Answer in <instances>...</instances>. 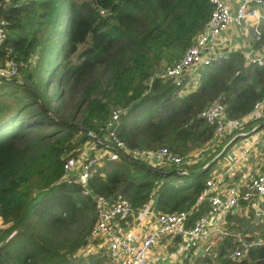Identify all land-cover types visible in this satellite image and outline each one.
<instances>
[{"label":"trees","instance_id":"1","mask_svg":"<svg viewBox=\"0 0 264 264\" xmlns=\"http://www.w3.org/2000/svg\"><path fill=\"white\" fill-rule=\"evenodd\" d=\"M212 7L210 0H0V66L16 63L11 78L0 77V264H107L103 250L80 253L95 243L93 201L61 175L64 158L94 142L88 131L102 135L98 127L116 104L123 110L115 134L126 146L198 150L203 158L183 173L131 156L104 158L88 177L91 192L126 198L134 210L153 199L154 212L187 211L186 222L205 212L196 197L241 135L222 150V137L210 146L213 126L199 113L220 101L227 117L240 118L260 101V114L244 124L263 125L264 67L232 51L202 66L188 90L153 73L179 58ZM161 169L169 172L154 171ZM231 248L227 237L188 264H264V243L237 258Z\"/></svg>","mask_w":264,"mask_h":264},{"label":"built area","instance_id":"2","mask_svg":"<svg viewBox=\"0 0 264 264\" xmlns=\"http://www.w3.org/2000/svg\"><path fill=\"white\" fill-rule=\"evenodd\" d=\"M213 7L201 31L191 40L182 51L179 58L167 65L163 71H155L154 76L169 81L174 86L188 90L193 89L189 84L196 81V70L199 66H207L213 62L228 58V51L218 44V38L228 26L239 24L242 20L253 19L255 32L259 22L264 23V0H237L234 11L228 0H210ZM249 62L264 67V46L254 52ZM248 62V63H249ZM16 72V63L8 60L5 66H0V77L11 78ZM152 77L147 79L151 81ZM189 85V86H188ZM187 87V88H185ZM260 101L253 104L254 110L260 109ZM123 108L113 105L108 118L98 129L102 135L88 131L100 145L90 155L67 156L62 162L61 179L67 183L79 186L82 194H89L93 201L95 219L91 225L88 236L97 239L99 246L105 253L107 264H147L148 253L159 237L169 235L184 241V248L195 245L196 241L204 236L211 218L216 214L222 216L237 205L239 200L249 201L264 195V164L252 176L239 184L226 182L225 176L234 174V162L249 157L250 149L256 143L255 139L243 145L240 152L234 154L224 168L212 171L205 181L204 186L196 197L195 204L205 201L207 209L193 222L187 224V211L153 212L152 223L148 224L136 236L121 232L113 227L112 222L118 218L141 213L144 206L134 210L130 202L123 197L114 199L100 193L91 192L88 186V177L94 167L99 166L104 158L118 161L121 156H131L147 163H156L158 166H174L185 172V164H190L200 157V154L179 155L164 146L155 149L128 147L116 137L115 129L118 116ZM200 116L213 126V137L210 146L224 135L227 130L236 129L245 120L244 117H227L224 104L212 101L200 111ZM207 164V162H206ZM205 164V165H206ZM264 243V237L256 240L239 239L229 251L231 257L237 258L243 250L253 244Z\"/></svg>","mask_w":264,"mask_h":264},{"label":"crops","instance_id":"3","mask_svg":"<svg viewBox=\"0 0 264 264\" xmlns=\"http://www.w3.org/2000/svg\"><path fill=\"white\" fill-rule=\"evenodd\" d=\"M228 1L231 4V10L234 11L238 4L237 0ZM254 28V20L248 18L242 20L239 24H232L221 32L218 38V44L222 46L223 49L227 50L228 54L232 51H239L243 56V64H247L252 54L264 46V23H258L257 33ZM161 64H164V62H161ZM166 66L167 65H165V67ZM201 67L202 66H199L196 70L199 71ZM159 70L160 69H156V71ZM256 110L257 115H259L260 109ZM252 117V113L246 114L244 120L247 121ZM236 134L241 136L229 147H226L228 144L227 141ZM245 135L246 134L242 135L239 132H233V129L227 130L224 133L221 140L226 142H223L224 144L221 150L226 147V151L213 163L212 171L219 170L221 167L224 168L226 162L230 161L234 154L237 155L243 145L252 141L251 139L243 141L241 137ZM97 148H99L97 144H94L92 141H86L83 143L78 155H90ZM206 162L209 163V160ZM263 164L264 138H262L260 143L256 142L252 145L248 158L234 162V174L232 176L226 175V182L228 184L233 182L241 186V184L247 181L250 176L263 166ZM152 205L153 199H150L141 213L118 218L112 222L113 227L121 232L136 236L147 227L148 224L152 223L154 212ZM240 216H243L246 220V231H244L241 225ZM190 223L191 222L187 221V224ZM245 236H249L247 237L250 238L249 240H256L264 237V195L255 197L249 201L239 200L237 205L223 216L221 214L214 215L205 230L204 236L198 239L194 246H189L185 249L183 245L184 241L176 236L163 235L159 237L157 243L152 246L148 253L147 264H188V261L190 262L192 260L193 254L199 256L200 254L207 253L205 248H214L227 237L232 239L233 246L239 242V239H246ZM87 245L91 250L98 249L97 243L89 242ZM198 249H201L200 253H197ZM81 252L82 250L80 253ZM82 253L85 254L88 252Z\"/></svg>","mask_w":264,"mask_h":264},{"label":"rangeland","instance_id":"4","mask_svg":"<svg viewBox=\"0 0 264 264\" xmlns=\"http://www.w3.org/2000/svg\"><path fill=\"white\" fill-rule=\"evenodd\" d=\"M163 69H160L159 71H163ZM198 78H199V75L197 74L196 75V79H198ZM189 85L191 87H195L197 85V83H196V81L193 80ZM185 88H187V87H185ZM251 113H252L253 117L257 116V110H253ZM258 123H260V121L258 119L252 120L249 124H244V122H243L241 126H239L238 128L234 129V132H239V133H243V132L246 133L247 132V134L245 136L241 137V139L243 141H246L248 139H251V140L255 139L257 143H260L262 141V138H264V126L261 125L260 127H257ZM255 126H256V128L254 130H251V128H253ZM197 152H198V150H195L193 152L191 151L190 153H197ZM202 158H203V156H200L197 160H194L192 163H197ZM240 220H241V225L244 228V231H246V220L243 218V216H240ZM96 243H97V246H98L97 250L96 249L95 250H91V249H89V246L86 245L85 247L82 248V252H96L98 250H102V248L99 246V243H98L97 239H95V244ZM101 246H102V244H101ZM214 252H215V250L213 249V253Z\"/></svg>","mask_w":264,"mask_h":264},{"label":"water","instance_id":"5","mask_svg":"<svg viewBox=\"0 0 264 264\" xmlns=\"http://www.w3.org/2000/svg\"><path fill=\"white\" fill-rule=\"evenodd\" d=\"M6 79H8V78H6ZM263 126H264V123H263ZM257 127H260L259 125H257ZM256 128V126L255 127H253V128H251V130H254ZM242 135H244V134H247V132L245 133H241ZM232 139H234V136L231 138V139H229L228 141H227V143H229V142H231V140ZM207 165V164H206ZM176 171V172H180L181 170H179L178 168H173V169H171L170 171ZM154 171H157L159 174H167L169 171H165V170H154ZM181 173V172H180ZM200 251H201V249H198L197 250V253H200Z\"/></svg>","mask_w":264,"mask_h":264},{"label":"bare ground","instance_id":"6","mask_svg":"<svg viewBox=\"0 0 264 264\" xmlns=\"http://www.w3.org/2000/svg\"><path fill=\"white\" fill-rule=\"evenodd\" d=\"M145 162V161H144ZM147 163V162H146ZM147 164H150V165H157L156 163H147ZM158 166V165H157Z\"/></svg>","mask_w":264,"mask_h":264}]
</instances>
